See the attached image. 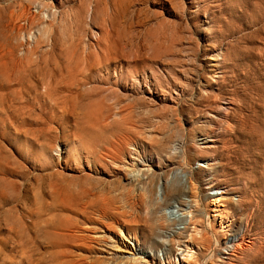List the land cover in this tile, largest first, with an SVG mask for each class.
Masks as SVG:
<instances>
[{"label": "rangeland", "instance_id": "374dc122", "mask_svg": "<svg viewBox=\"0 0 264 264\" xmlns=\"http://www.w3.org/2000/svg\"><path fill=\"white\" fill-rule=\"evenodd\" d=\"M27 57L59 85L0 75V264H264V0H0Z\"/></svg>", "mask_w": 264, "mask_h": 264}, {"label": "bare ground", "instance_id": "6f19581e", "mask_svg": "<svg viewBox=\"0 0 264 264\" xmlns=\"http://www.w3.org/2000/svg\"><path fill=\"white\" fill-rule=\"evenodd\" d=\"M26 60H27L26 62H20L19 64H16L14 67H11V68L7 67L6 64L1 65V61H0V75L1 74H8L10 72L16 73V75H17L16 79L19 82V85L23 89H25L27 92L34 88V85H33L34 83H42L43 85H45L48 96H52L51 95L52 93L54 94L55 92H57V87H58L57 85H59V84H58L57 79H55V76H56L54 73L55 71L53 70L54 71L53 72L51 70H47V68L45 69V67L42 66L41 59L33 60L32 58L27 57ZM53 66H54V64H53ZM132 178L134 179V177H132ZM186 192L187 191H185L184 188H179V187H172L171 188L172 198H175L177 196L180 198ZM214 194L218 195V194H222V193H214ZM183 210L184 209H181V211H183ZM188 217L189 216H183L182 218L187 219ZM193 217L191 216L190 218H193ZM184 221H186V220H184ZM24 241H25V239H24ZM229 249H231V248H229ZM223 251H225L224 255H226V256H232L233 255L232 254L233 251H231V252H228L226 250H223ZM19 263H20V261H19Z\"/></svg>", "mask_w": 264, "mask_h": 264}]
</instances>
